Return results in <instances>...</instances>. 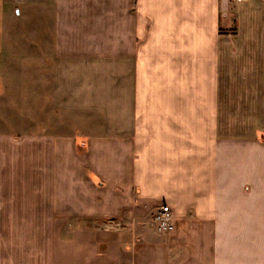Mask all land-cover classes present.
Instances as JSON below:
<instances>
[{"label":"crops","instance_id":"obj_1","mask_svg":"<svg viewBox=\"0 0 264 264\" xmlns=\"http://www.w3.org/2000/svg\"><path fill=\"white\" fill-rule=\"evenodd\" d=\"M0 264H264V0H0Z\"/></svg>","mask_w":264,"mask_h":264},{"label":"built area","instance_id":"obj_2","mask_svg":"<svg viewBox=\"0 0 264 264\" xmlns=\"http://www.w3.org/2000/svg\"><path fill=\"white\" fill-rule=\"evenodd\" d=\"M234 4H237L244 0H232ZM149 224L157 232L170 233L176 228V218L171 207L166 204H160L149 219ZM101 227L105 229L121 230L125 228L123 222L117 218L102 221Z\"/></svg>","mask_w":264,"mask_h":264},{"label":"rangeland","instance_id":"obj_3","mask_svg":"<svg viewBox=\"0 0 264 264\" xmlns=\"http://www.w3.org/2000/svg\"><path fill=\"white\" fill-rule=\"evenodd\" d=\"M11 54H18V53H22V54H29V48H25V49H22L21 51H16L15 49H12ZM28 70V69H27ZM17 79V78H16ZM32 79L29 78V76H23L22 77V86L23 87H28L29 86V82L31 81ZM24 84V85H23ZM45 112L44 110L43 111H39V113L37 112V117H38V121L40 123V120L42 119H45V116H44ZM42 124V123H41ZM44 124V123H43ZM41 126L38 125V128H40ZM114 230V229H112Z\"/></svg>","mask_w":264,"mask_h":264}]
</instances>
